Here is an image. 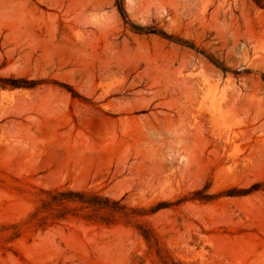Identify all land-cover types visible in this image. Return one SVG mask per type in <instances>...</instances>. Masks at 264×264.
<instances>
[{
	"label": "rangeland",
	"instance_id": "obj_1",
	"mask_svg": "<svg viewBox=\"0 0 264 264\" xmlns=\"http://www.w3.org/2000/svg\"><path fill=\"white\" fill-rule=\"evenodd\" d=\"M124 8L0 0V264H264V0Z\"/></svg>",
	"mask_w": 264,
	"mask_h": 264
},
{
	"label": "trees",
	"instance_id": "obj_2",
	"mask_svg": "<svg viewBox=\"0 0 264 264\" xmlns=\"http://www.w3.org/2000/svg\"><path fill=\"white\" fill-rule=\"evenodd\" d=\"M115 6L123 18L124 21H126L127 16L124 8V0H115ZM138 29L137 31L140 32H145V33H154V34H159L165 37L166 34L162 32H157V30H152L150 28H134ZM183 45H186L190 48H193L192 44H187V42H180ZM209 61H211L213 64H215L217 67L222 69L223 71H226L225 68L219 66L217 62H215L212 58H208ZM37 82L35 81H27V80H22V79H15L12 80L9 84L10 87L12 88H31L33 87ZM72 95H75V92L71 90ZM46 203H54V204H64V203H71L74 205L82 206L85 208H102V209H113L112 205H116V202H110L107 198H104L97 194L96 192L93 191H86V190H81V191H74V190H55L51 194V200L47 201ZM142 235L147 239V236L144 232H142Z\"/></svg>",
	"mask_w": 264,
	"mask_h": 264
}]
</instances>
